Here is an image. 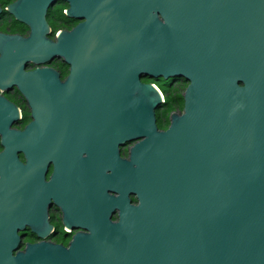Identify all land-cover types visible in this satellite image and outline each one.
I'll return each instance as SVG.
<instances>
[{
  "label": "water",
  "instance_id": "obj_1",
  "mask_svg": "<svg viewBox=\"0 0 264 264\" xmlns=\"http://www.w3.org/2000/svg\"><path fill=\"white\" fill-rule=\"evenodd\" d=\"M83 6L94 3L72 0L76 16ZM53 53L82 86V152L97 150L82 159V233L67 246L17 235L18 197L36 181L18 143L33 125L41 139L54 130L63 140L67 121L66 88L37 111L28 82L20 89L37 119L29 132L9 129L0 113V264H264V0L97 1ZM141 78L187 83L164 131L155 116L164 95ZM125 141L135 144L118 168L129 172L134 205L96 194Z\"/></svg>",
  "mask_w": 264,
  "mask_h": 264
},
{
  "label": "flooded vegetation",
  "instance_id": "obj_2",
  "mask_svg": "<svg viewBox=\"0 0 264 264\" xmlns=\"http://www.w3.org/2000/svg\"><path fill=\"white\" fill-rule=\"evenodd\" d=\"M91 1L94 6H83L80 17L72 8V0H0V113L3 122H8L9 129L22 134L26 130L29 132L31 124L37 121L20 85L33 84L37 111L55 104L56 88H66L68 97L63 140L54 139V130L52 139H41L37 125H33L31 139L28 133L27 138L18 143L21 148L17 151L18 161L25 165L26 154H29L34 162L32 177L36 178L33 188L21 191L18 197L22 224L17 230L19 239H46L67 246L75 234L82 233V159L93 156L91 152L97 153V150L82 152V86L72 83L70 63L55 55L53 47L61 36L69 41L70 33L86 21L88 14L97 11V1L102 0ZM20 70L25 77L19 78L17 72ZM31 73L34 77H26ZM145 80L141 78L143 84L148 83ZM76 89L79 92L76 99H72L71 93ZM181 112L178 110L176 114ZM169 116L166 128L159 130L168 128ZM134 144L135 141H125L113 146L112 156L118 163L116 173L114 166L105 162L103 173L112 176L111 182L100 184L97 199L104 193L113 198L124 196L130 205L136 203L133 187L130 189L129 172L125 174L118 168L124 162L130 163ZM3 150L0 138V153ZM39 175L42 176L41 184ZM95 183L96 180L86 181V194H91ZM117 215L114 209L111 220L116 221ZM78 224L80 227L76 226Z\"/></svg>",
  "mask_w": 264,
  "mask_h": 264
},
{
  "label": "trees",
  "instance_id": "obj_3",
  "mask_svg": "<svg viewBox=\"0 0 264 264\" xmlns=\"http://www.w3.org/2000/svg\"><path fill=\"white\" fill-rule=\"evenodd\" d=\"M146 82L152 83L158 87V89L163 93L164 95V103L158 107L155 111L156 116V125L158 129H164L166 128L168 124V116L170 113L174 112L175 109L182 110L183 109V98L181 94L176 90L174 84H170L173 82L182 81L184 83V86L186 88L187 83L184 80L175 79V80H163V79H148L145 78ZM38 239H23L24 243H31L35 242ZM23 248V245L21 246Z\"/></svg>",
  "mask_w": 264,
  "mask_h": 264
},
{
  "label": "rangeland",
  "instance_id": "obj_4",
  "mask_svg": "<svg viewBox=\"0 0 264 264\" xmlns=\"http://www.w3.org/2000/svg\"><path fill=\"white\" fill-rule=\"evenodd\" d=\"M175 88L182 96V94L184 93V90H185L184 83L182 81H178L177 84L175 85ZM177 111H178L177 109L174 110L175 113Z\"/></svg>",
  "mask_w": 264,
  "mask_h": 264
}]
</instances>
